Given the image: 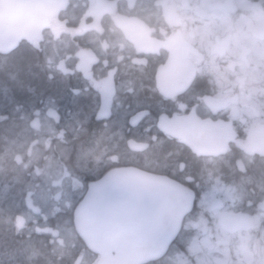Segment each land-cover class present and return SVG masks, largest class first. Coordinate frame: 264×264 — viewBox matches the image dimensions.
<instances>
[{"label":"snow or ice","instance_id":"snow-or-ice-1","mask_svg":"<svg viewBox=\"0 0 264 264\" xmlns=\"http://www.w3.org/2000/svg\"><path fill=\"white\" fill-rule=\"evenodd\" d=\"M102 2L92 0L94 5ZM156 2L165 8L177 3L185 8L191 5L195 10L232 7V0ZM239 5L252 15L236 21L227 11L200 15L199 19L185 16L177 21L173 36L161 29V40L150 36L153 29L141 25L144 32L140 35L115 17L117 27L134 43L136 51L126 57V44L118 36L99 40L105 67L109 49L114 63L127 58L141 75L146 74L151 62L157 63L159 67L151 71L153 91L171 106L170 112L158 118L162 137H150L151 145L147 141H128L129 145L143 153L173 141L179 146L176 155L186 150L187 156L171 164L167 160L156 164L171 168L170 177H144L141 188L125 191L119 182L125 170L115 151L118 145H113L112 150L105 148L94 157L97 164L101 157L110 162L102 176H81L78 171L88 169L92 148L81 147L74 161L69 160L67 149H60L55 166L52 155L29 151V160L23 167L35 164L34 175H44L49 189H57L54 199L58 204L63 197V206L53 209L54 214H63L62 222L55 229H43L51 234L50 242L62 249V226L68 236L74 237L76 232L83 234L90 221L103 213L132 241L123 264H264V179L256 182V191H250L246 186L253 183V178L247 175L245 165V161L254 163L256 155L264 161V0L251 5L248 0H239ZM133 7V0H129V10ZM88 14L78 27L65 28L61 24L57 28L73 39L91 32L97 33L99 39L104 29L97 22L86 24ZM249 32L254 33L253 39L248 38ZM89 53L91 62H98L95 53ZM114 71L115 68L109 71V79L101 82V91L108 101L113 94ZM134 83L128 81L129 91ZM49 115L55 114L50 111ZM108 115L105 108L97 118ZM148 115L147 110L141 111L130 123L136 126ZM81 130L76 129V134ZM49 132L60 143L67 142L63 130L54 133L50 128ZM241 133L246 138L242 139ZM51 138L50 135L45 140L46 148L51 146ZM234 147L240 151L239 156L233 152ZM225 157H235V166ZM41 159L45 161L43 168L39 166ZM16 161L20 163L21 158L17 156ZM221 164L228 167L227 174ZM237 172L241 174L238 180ZM65 180L70 182L71 191H65ZM80 190L87 194L76 201L75 193ZM106 194L110 203L101 209V198ZM32 195L34 192L29 189V206ZM24 227V220L18 218L17 230Z\"/></svg>","mask_w":264,"mask_h":264},{"label":"flooded vegetation","instance_id":"flooded-vegetation-1","mask_svg":"<svg viewBox=\"0 0 264 264\" xmlns=\"http://www.w3.org/2000/svg\"><path fill=\"white\" fill-rule=\"evenodd\" d=\"M172 2L174 0H170ZM133 3L134 7L129 10V0H103L96 5L92 0H58L54 11L40 20L38 29L36 21H29L27 16L23 23L14 18L15 5H0V264H96L98 260V254L91 252L76 233L74 237L68 236L64 226L60 231L64 239L62 249L57 243L50 242L53 238L49 232L43 231L55 229L62 222L63 214H54L53 209L63 206V197L58 204L54 199L57 189H49L44 175H34L35 164L27 169L23 167L29 160V151L52 155L55 166L60 149H67L69 160L74 161L81 147L92 148L94 152L89 157L88 169L78 170L81 176H102L110 162L101 157V163L97 164L94 157L105 148L112 150L113 145H118L115 151L120 154L121 168H135L157 176L170 177L172 169L159 168L156 164L166 160L171 164L187 156L186 150L176 155L179 146L173 141H165L143 153L129 145L128 141H147L151 145L150 137H162L157 127L158 118L162 113L170 112L171 106L153 91L151 71L159 67L157 63L151 62L146 74L141 75L127 58L114 63L109 49L105 67L99 40H112L118 36L126 44V57L129 53L135 55L136 51L134 43L117 27L115 17L121 18V24L135 29L140 35L144 32L141 25L153 29L150 36L161 40L164 39L161 29L173 36L177 21H182L185 16L199 19L200 15L227 11L236 21L252 15L249 9L239 5V0H232V7L227 10H195L191 5L185 8L179 3L165 8L158 6L156 0H133ZM248 3L256 4L258 0H248ZM86 13H89L86 24L97 22L104 29L99 39L95 32L73 39L57 28L61 24L65 28L78 27ZM19 34L26 36L16 41ZM248 38L253 39L254 33L249 32ZM13 43L15 46L5 52ZM89 50L95 53L98 62H91ZM160 59H164L163 55ZM113 68V94L108 101L101 91V82L109 79V71ZM130 80L135 81L132 91L128 90ZM105 108L109 115L98 119V114ZM145 110L150 115L133 126L131 118ZM50 111L55 115L50 116ZM50 128L54 133L63 130L67 142L60 143L56 135L49 132ZM78 128L82 130L77 135L75 130ZM50 135L51 146L46 148L45 140ZM241 138H246L243 133ZM233 152L240 155L235 147ZM17 156L21 158L20 163L16 161ZM225 159L235 166V157ZM44 165L45 161L41 159L39 166L43 168ZM245 165L247 175L253 178V183L246 187L256 191V182L264 179V161L256 155L254 163L249 165L245 161ZM220 168L226 174L229 171L223 164ZM240 176L237 172L235 178L238 180ZM64 187L65 191H71L69 181L65 180ZM29 189L34 192L30 197L31 206L27 196ZM85 193L84 190L77 191L76 201ZM18 218L25 222V227L20 230L16 228ZM37 228L41 231L37 232Z\"/></svg>","mask_w":264,"mask_h":264},{"label":"water","instance_id":"water-1","mask_svg":"<svg viewBox=\"0 0 264 264\" xmlns=\"http://www.w3.org/2000/svg\"><path fill=\"white\" fill-rule=\"evenodd\" d=\"M58 0H0L1 4H13L16 9L12 12L16 19H23L27 16L29 21L32 19L37 23L39 28L40 20L47 14L54 11ZM20 7V10L18 8ZM1 12V11H0ZM28 12V14H26ZM26 35L19 34L15 38L18 41ZM15 46L9 45L5 52ZM125 175L119 178L120 187L125 191L132 188H141L142 178L144 177H160L154 174L146 173L135 168H123ZM139 174V175H137ZM87 194V193H86ZM85 194V195H86ZM110 203V197L106 194L101 198V209ZM83 240L87 248L98 254L96 264H123L128 258V251L132 245V241L128 235L118 230L112 220L103 213L95 216L89 223L88 228L83 234L76 232Z\"/></svg>","mask_w":264,"mask_h":264},{"label":"trees","instance_id":"trees-1","mask_svg":"<svg viewBox=\"0 0 264 264\" xmlns=\"http://www.w3.org/2000/svg\"><path fill=\"white\" fill-rule=\"evenodd\" d=\"M25 69H26V67H25Z\"/></svg>","mask_w":264,"mask_h":264}]
</instances>
